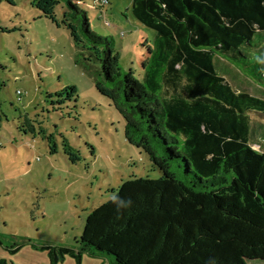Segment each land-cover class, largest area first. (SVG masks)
Segmentation results:
<instances>
[{
  "label": "trees",
  "instance_id": "obj_1",
  "mask_svg": "<svg viewBox=\"0 0 264 264\" xmlns=\"http://www.w3.org/2000/svg\"><path fill=\"white\" fill-rule=\"evenodd\" d=\"M30 3L69 32L95 87L123 117L126 140L161 174L111 188L87 216L77 247L40 246L49 264L67 256L81 264L84 254L105 255L103 264L264 261V149H254L250 123L255 114L264 120V99L233 89L214 62L221 56L264 85V0H132L133 17L155 32L142 80L121 71L114 39L91 29L79 2ZM47 97L60 111L78 95L68 85ZM40 134L57 153L54 136ZM63 146L71 163L81 160L66 140Z\"/></svg>",
  "mask_w": 264,
  "mask_h": 264
},
{
  "label": "rangeland",
  "instance_id": "obj_2",
  "mask_svg": "<svg viewBox=\"0 0 264 264\" xmlns=\"http://www.w3.org/2000/svg\"><path fill=\"white\" fill-rule=\"evenodd\" d=\"M13 1L0 0V26L12 30L0 32V259L49 264L40 246L77 247L87 216L112 197L111 188L133 176L161 174L126 140L123 117L95 87L69 32L30 0ZM74 1L87 11L94 32L114 39L121 71L132 70L142 80L146 45L154 47L155 32L133 17L132 0H107L101 7L93 0ZM65 10L64 2L55 8L58 19ZM214 62L233 89L264 99V85L240 67L221 56ZM68 85L76 87L77 102L53 111L47 94ZM250 123L253 147L263 150L264 120L255 114ZM40 129L54 136L57 153H50ZM64 140L79 151L78 163L64 154ZM17 245L22 247L9 252ZM106 261L102 254H84L81 264ZM60 264L76 261L67 256Z\"/></svg>",
  "mask_w": 264,
  "mask_h": 264
},
{
  "label": "built area",
  "instance_id": "obj_3",
  "mask_svg": "<svg viewBox=\"0 0 264 264\" xmlns=\"http://www.w3.org/2000/svg\"><path fill=\"white\" fill-rule=\"evenodd\" d=\"M93 1L95 7H101L107 2V0H93ZM18 94H20V91L18 92Z\"/></svg>",
  "mask_w": 264,
  "mask_h": 264
},
{
  "label": "clouds",
  "instance_id": "obj_4",
  "mask_svg": "<svg viewBox=\"0 0 264 264\" xmlns=\"http://www.w3.org/2000/svg\"><path fill=\"white\" fill-rule=\"evenodd\" d=\"M120 204H121V206H123V205H124V202H123V201H121V202H120Z\"/></svg>",
  "mask_w": 264,
  "mask_h": 264
}]
</instances>
